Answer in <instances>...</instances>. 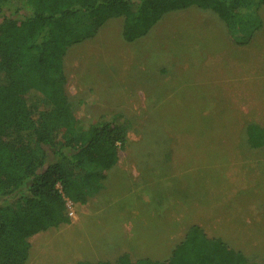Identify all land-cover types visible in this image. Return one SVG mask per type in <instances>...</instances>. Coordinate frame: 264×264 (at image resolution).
I'll return each instance as SVG.
<instances>
[{"label": "rangeland", "instance_id": "1", "mask_svg": "<svg viewBox=\"0 0 264 264\" xmlns=\"http://www.w3.org/2000/svg\"><path fill=\"white\" fill-rule=\"evenodd\" d=\"M258 12L244 44L214 12L188 7L130 42L111 18L67 49L74 115L121 112L130 127L99 190L73 204L69 223L30 236L24 264L161 260L192 224L264 264V144L245 134L249 123L264 129V5Z\"/></svg>", "mask_w": 264, "mask_h": 264}, {"label": "trees", "instance_id": "2", "mask_svg": "<svg viewBox=\"0 0 264 264\" xmlns=\"http://www.w3.org/2000/svg\"><path fill=\"white\" fill-rule=\"evenodd\" d=\"M264 0H0V264H24L28 238L70 222L66 201L83 204L118 160L129 121L121 112L95 122L78 119L65 92L67 49L120 18L123 40L145 34L166 13L210 10L236 44L261 27ZM250 147L264 129L249 123ZM76 264H258L208 236L197 224L161 260Z\"/></svg>", "mask_w": 264, "mask_h": 264}, {"label": "crops", "instance_id": "3", "mask_svg": "<svg viewBox=\"0 0 264 264\" xmlns=\"http://www.w3.org/2000/svg\"><path fill=\"white\" fill-rule=\"evenodd\" d=\"M216 237V236H215ZM217 238H219V237H217ZM221 239V238H220ZM226 245L229 247V248H231V249H233V250H236V251H240L245 257H251L252 256V260H250V261H252V262H256V259H253V254L250 252V249H247L246 250V252L243 250L244 249V247H237V246H234V245H236V244H227L226 243ZM261 248V247H260ZM260 248H258V249H256V250H260ZM119 256V255H118ZM117 256V257H118ZM167 256H169V254H167ZM167 256H165V258L167 257ZM116 257V258H117ZM264 258V257H263ZM106 260V259H105ZM109 260V259H108ZM249 260V259H248ZM109 261H111V260H109ZM256 263H258V261L256 262ZM259 264V263H258Z\"/></svg>", "mask_w": 264, "mask_h": 264}, {"label": "built area", "instance_id": "4", "mask_svg": "<svg viewBox=\"0 0 264 264\" xmlns=\"http://www.w3.org/2000/svg\"><path fill=\"white\" fill-rule=\"evenodd\" d=\"M73 203L71 201H66V207H67V215L68 217H72L73 216Z\"/></svg>", "mask_w": 264, "mask_h": 264}]
</instances>
